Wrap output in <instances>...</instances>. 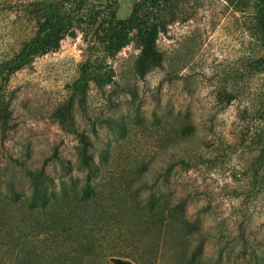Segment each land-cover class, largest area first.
<instances>
[{
	"label": "rangeland",
	"instance_id": "obj_1",
	"mask_svg": "<svg viewBox=\"0 0 264 264\" xmlns=\"http://www.w3.org/2000/svg\"><path fill=\"white\" fill-rule=\"evenodd\" d=\"M30 1L0 0V60L33 33L19 11ZM137 1L116 0V18L127 17ZM252 14V0H175L156 36L158 65L138 73L134 30L108 59L111 83L102 90L91 85L84 109L74 110L94 170L82 213L93 215L84 219L93 222L95 253L78 264H109V257L188 264L192 253L191 264L264 262V122H252L261 83L234 78L252 55ZM89 36L72 27L57 49L10 77L0 193L30 195V170L42 171L55 194L81 195L80 143L50 116L78 75ZM240 85L244 93L221 108L217 91ZM260 163L261 182L252 187L250 174ZM66 241L32 238L26 260L56 259Z\"/></svg>",
	"mask_w": 264,
	"mask_h": 264
},
{
	"label": "trees",
	"instance_id": "obj_2",
	"mask_svg": "<svg viewBox=\"0 0 264 264\" xmlns=\"http://www.w3.org/2000/svg\"><path fill=\"white\" fill-rule=\"evenodd\" d=\"M174 1H137L124 19L116 18V0H31L19 7L21 14L33 22V33L21 42L15 53L0 60V133H6L11 127L6 92L10 77L29 66L34 58L57 49L58 43L72 27L90 30V43L85 49L86 56L79 65L78 75L69 84L65 101L50 116L61 132L78 138L80 147L77 155L85 171V187L78 197L69 196L65 191H61V195L55 194L49 189V181L42 171L27 170L25 177L29 181L30 195L0 193V264H78L83 257L95 253L91 234L93 222L84 219L93 215L82 213H85L83 209L93 195V188L88 186V182L94 170L88 159L90 143L85 135L77 132L74 110L84 109L86 93L91 85L102 90L111 83L113 74L108 59L126 44L130 31L134 30L137 34L133 40L139 48L136 61L138 73L143 76L161 62L154 45L157 34L163 32L162 22ZM252 1L253 14L247 29L252 55L242 60V69L234 78L241 83L244 78L260 80L252 122H264V0ZM245 89L244 85L219 89L217 96L221 108L243 94ZM250 127L248 131H252ZM186 133L183 137L190 135ZM257 139L262 137L257 136ZM261 143L259 152L263 153L264 142ZM178 164L187 163L180 159ZM262 169L260 163L250 174L252 187L261 182ZM77 209L81 210L76 212ZM57 236L67 239L60 257L48 259L39 255L36 259L26 260L31 253L32 238L53 239ZM193 256L192 253L188 264L193 262ZM109 263L133 264L120 259H109ZM252 264L264 262L256 258Z\"/></svg>",
	"mask_w": 264,
	"mask_h": 264
},
{
	"label": "crops",
	"instance_id": "obj_3",
	"mask_svg": "<svg viewBox=\"0 0 264 264\" xmlns=\"http://www.w3.org/2000/svg\"><path fill=\"white\" fill-rule=\"evenodd\" d=\"M91 256H92V255H90V256H88V257H84V258H89V257H91ZM109 259H120V260H126V261H129V262L133 263V264H149L148 261H144V260H142V261H138V260H134V259L129 258V257H121V258H119V257H109ZM81 261H82V260H81ZM109 264H111V263H109Z\"/></svg>",
	"mask_w": 264,
	"mask_h": 264
}]
</instances>
